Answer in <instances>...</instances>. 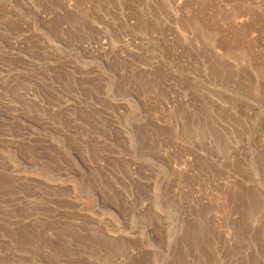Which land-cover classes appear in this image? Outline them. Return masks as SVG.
<instances>
[{
  "label": "rangeland",
  "instance_id": "1",
  "mask_svg": "<svg viewBox=\"0 0 264 264\" xmlns=\"http://www.w3.org/2000/svg\"><path fill=\"white\" fill-rule=\"evenodd\" d=\"M0 264H264V0H0Z\"/></svg>",
  "mask_w": 264,
  "mask_h": 264
}]
</instances>
